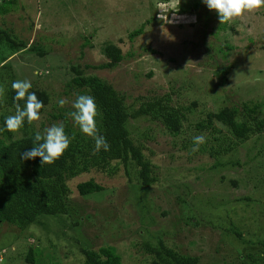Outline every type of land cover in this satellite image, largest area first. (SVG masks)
<instances>
[{"label":"rangeland","instance_id":"1","mask_svg":"<svg viewBox=\"0 0 264 264\" xmlns=\"http://www.w3.org/2000/svg\"><path fill=\"white\" fill-rule=\"evenodd\" d=\"M197 1L17 0L15 6H5L9 13L0 15V29L10 28L45 52L9 59L18 79L51 95L49 114L36 121L38 131L64 121L52 117L53 112L59 115L60 99L67 100L64 108L73 109L77 95L64 96L76 77L73 67L122 93L131 114L145 102L162 99L185 118L178 136L168 132L162 119L129 120L132 136L156 167L159 182L154 187L141 192L124 167L115 174L92 169L77 176L69 183L66 216L42 217L26 229L7 222L0 226V264H32L27 262L31 249L39 252L38 264H83V248H111L122 264H153L140 246L160 235L179 253L198 257L199 264H244L249 255L259 256L264 242V126L244 140L219 121L210 125L208 115L236 107L238 121H249L254 130L264 121V7L220 24L206 5L195 10ZM142 26L144 33L132 40V32ZM111 44L122 51L123 61L114 69L96 68L108 62L104 49ZM244 104L259 108L249 116ZM200 123L204 131L197 128ZM199 135L205 143L193 151V138ZM220 145L228 149L220 156L223 163H239L212 169L213 151ZM89 180L104 190L81 196L77 186ZM182 183L188 184L185 190ZM195 195L199 199H192ZM246 197L251 203L241 202ZM143 205H149L146 213Z\"/></svg>","mask_w":264,"mask_h":264},{"label":"trees","instance_id":"2","mask_svg":"<svg viewBox=\"0 0 264 264\" xmlns=\"http://www.w3.org/2000/svg\"><path fill=\"white\" fill-rule=\"evenodd\" d=\"M16 2L17 0H0V15L9 13V10L5 8L8 3L15 6ZM203 5L205 4L202 0H199L193 5V8L198 10ZM144 26L133 31L130 38L133 40L143 34ZM27 51L37 52L41 55L45 53L43 48L32 46L14 35L10 28L0 29V83L2 85L0 87L4 89V94L0 96V128H4L5 118L15 112L16 102L13 100L15 93L11 84L18 78L13 63L9 59ZM104 55L108 58V62L96 67L100 70L114 69L124 59L122 51L112 44L104 49ZM72 70L76 77L68 84L69 89L64 93V96L70 97L75 93L77 96L88 94L95 98L98 134L106 138L110 149L108 151L101 149L96 152L94 139L83 134L74 124L72 118L63 114V111L68 114L74 109L64 108V106L57 110L59 115L53 112L52 117L58 116L56 119L60 117L64 119L65 134L70 138V145L64 154L52 164L41 166L39 158L20 159V153L34 146V136L38 131L36 121L32 125L25 122L24 126L15 133L0 132V226L7 222L20 229H26L40 222L42 217L66 216L69 211L68 202L72 195L70 181L77 176L91 172L92 169L115 174L119 168L124 167L128 180L138 183L141 192L154 187L159 182L155 165L144 154L145 147L141 141L135 140L128 129L129 120L149 116L162 119L168 132L173 136H178L181 133V121L185 118L181 109L166 106L164 100L161 99L145 102L131 114V107L126 104L125 96L113 86L95 76L84 77L83 72L77 67H73ZM228 71L229 69H226L224 74ZM70 89H74V91ZM29 91L34 92L44 104L40 115L47 112L52 103L50 93L46 89L39 88L36 84H32ZM19 103L23 105L24 101ZM65 104H67V100ZM243 107L249 116H252L259 108L258 105L250 108L248 104H244ZM239 111L238 108L233 107L225 108L217 114H210L208 115L210 125L214 121H219L228 127L237 138L244 140L248 138L249 133L262 131L264 121H261L257 129L254 130L249 121H238ZM197 128L204 131L206 126L200 123ZM21 132L23 135L20 137ZM215 140L219 142L222 139L216 137ZM202 150L212 155L210 147L203 145ZM227 151L228 149L221 148V145L217 153L213 151L216 164L212 166V169H217L224 164L239 163V161L223 163L220 156ZM260 154L261 151L258 152V155ZM186 185L188 184L182 183L181 188L184 189ZM77 190L81 196H87L102 192L104 187L89 180L78 184ZM188 194L187 191L185 196ZM195 197L199 199L197 195L192 199ZM242 201L251 203L248 197ZM193 205L199 208V206ZM147 209H149V205H143L144 213L147 212ZM210 209L212 208L210 207ZM60 225L63 224L57 226ZM262 245L263 248L259 256L249 255V261L244 264H264V242ZM140 248L145 254L153 257V264H199L200 261L198 257L181 254L168 246L162 235L143 241ZM82 251L86 256L83 264H122L121 256L115 255L111 248H102L100 252L83 248ZM37 253L39 254L31 249L27 256V262L38 264L39 255H36ZM101 256H105L107 259L102 260Z\"/></svg>","mask_w":264,"mask_h":264},{"label":"clouds","instance_id":"3","mask_svg":"<svg viewBox=\"0 0 264 264\" xmlns=\"http://www.w3.org/2000/svg\"><path fill=\"white\" fill-rule=\"evenodd\" d=\"M209 11L218 14L220 24L229 23L236 18H240L245 13H253L264 7V0H202ZM32 84L29 80H15L11 84L14 90L13 100L15 103V112L5 118L4 128L0 132H18L27 122L32 125L33 122L39 121L41 109L44 108L43 102L34 92H30ZM4 94V89L0 87V96ZM24 101L23 105L19 102ZM65 99H60L58 104L63 107ZM74 111L68 113L74 124L79 127L80 131L95 141V151L101 149L108 151L110 145L106 138L98 134L96 126L97 105L95 98L88 94L78 95L72 103ZM193 151H197L199 145L205 143V137L199 135L193 138ZM70 138L65 134L63 122L53 124L47 127L43 132L37 131L34 136V146L20 153L21 160L40 159L41 166L52 164L59 159L69 148Z\"/></svg>","mask_w":264,"mask_h":264}]
</instances>
